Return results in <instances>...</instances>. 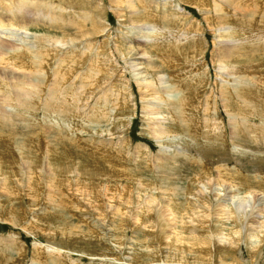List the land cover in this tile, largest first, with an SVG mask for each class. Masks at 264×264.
<instances>
[{"label": "rangeland", "instance_id": "obj_1", "mask_svg": "<svg viewBox=\"0 0 264 264\" xmlns=\"http://www.w3.org/2000/svg\"><path fill=\"white\" fill-rule=\"evenodd\" d=\"M202 1L208 4L209 12L185 5V0H0V36L4 38L0 52L18 53L22 59V55L25 56L27 66L22 67L21 62L18 64L21 68L15 69L13 60L0 66V98L5 102L0 101L4 112L0 122V155L16 162V167L13 166L17 170L16 176L11 178V187L16 192L10 194L11 197L2 188L4 175L0 172V264H218L222 254H226L223 262L251 264L247 249L256 235L248 237L244 232L238 248L233 250L223 249L216 239L228 234L230 220L226 219L229 214L226 211L237 207L239 198L250 199L246 203L249 212L260 213L259 205H264V0ZM142 3L145 4L142 6ZM49 8L59 16L57 21L50 19ZM143 10L155 26L163 25L162 14L172 12L177 16L172 20V29L164 34L165 39L160 38L161 46L155 53L146 51L153 48L151 44L158 36L147 38L139 26L143 20L131 17L143 15ZM153 13L157 20L152 17ZM91 15L95 18L93 23L89 22ZM78 18H83L84 24L69 26L70 20ZM237 20L253 26L248 28L244 24L246 27H240L239 31ZM142 26L144 32L151 31V25ZM228 27L236 28L227 31ZM92 30L94 39L87 45L85 41L92 39L88 38ZM184 30L192 34L191 37H185ZM224 30L227 33L222 37L220 31ZM80 35L88 39L76 38ZM50 37L76 41L66 46L56 43L58 48L50 47V53L48 44L44 49L46 64L38 72L34 59L35 55L39 56L41 44L38 46V41ZM137 39L147 42L143 61L152 63L153 58L158 67L156 56L170 63L184 60L179 46H187L184 49L188 52L184 53L194 59L195 65L185 63L180 71L173 63L170 70L175 71V79L177 73H181L187 75H180L184 76L183 83L191 88L192 84L198 86L196 106L199 100L204 106L208 101L209 122L203 105H199L194 119L198 127L196 133H186L180 128L183 123L173 118L167 99L173 98L174 93L168 91L169 96L164 99L162 89L155 85L158 93L141 97L139 86L154 83L153 80L136 81L137 76L125 67L120 56H116L119 52L115 51L116 44L125 49L131 40L140 46ZM172 44L173 48L176 46L174 51L179 49L178 53L166 52ZM108 48L115 54L111 62H115L119 73L125 71L114 76L110 86L121 83L130 91L125 96L130 105L127 113L121 114L115 102L109 104V94L106 95L110 93L106 92L109 86L92 87L89 93L82 88L90 75L92 58L106 57ZM78 52H82L81 58ZM63 61L72 63V76L56 88L54 81L64 80L60 65ZM6 90L10 92L9 100ZM67 91L76 94L80 101L74 105L76 99L66 97ZM223 95L228 97L226 106L221 101ZM23 98L28 99V105L33 104L32 109L18 106ZM71 101L73 109L68 106ZM97 104L100 109L103 107L101 113L107 117L103 115L99 119L88 112ZM125 117H132L128 127L124 125ZM25 140L38 157L36 168L31 171L17 153V143L24 145ZM14 155L17 158L12 159ZM95 167L102 169L103 175L92 174ZM6 169L4 165L3 171ZM113 173L116 176L111 175ZM48 174L49 181H46L43 177ZM27 175L32 181H38L33 182L38 186L31 192ZM16 177L21 182L24 179L23 187L17 186ZM227 186L240 192L225 195L226 191L221 189ZM191 207L194 210L210 208L212 215L208 218L200 213L199 218L192 216L194 221L183 217ZM219 218L222 223L216 221ZM254 221L258 224L253 222L249 226L258 230L264 215ZM223 223L226 225L222 226ZM220 225L225 229L217 233L216 226ZM177 233L186 238L208 239L209 243L192 247L190 251L196 253L185 256L183 250L176 249L178 242L172 239ZM256 264H264V244Z\"/></svg>", "mask_w": 264, "mask_h": 264}, {"label": "bare ground", "instance_id": "obj_2", "mask_svg": "<svg viewBox=\"0 0 264 264\" xmlns=\"http://www.w3.org/2000/svg\"><path fill=\"white\" fill-rule=\"evenodd\" d=\"M49 1H52V0H49ZM55 1H57V2H61V0H55ZM129 1V0H128ZM250 1V0H249ZM44 2V1H43ZM57 2H55L56 4H57ZM79 2V1H78ZM184 2V1H183ZM182 2V3H183ZM236 2V1H235ZM239 2V1H238ZM126 3H128V2H126ZM185 5H191V6H193V7H197L200 11H205V12H209V11H207V9H208V4L206 5V3L205 2H203L202 0H185ZM225 3V2H224ZM223 3V4H224ZM240 3V2H239ZM129 5H130V3H128ZM145 3H142V6L144 5ZM241 4V3H240ZM246 4V3H245ZM60 5H61V3H60ZM119 6V5H118ZM127 6V5H126ZM10 7V6H9ZM12 7V6H11ZM55 7V6H54ZM117 7V6H116ZM130 7V6H129ZM210 7V6H209ZM246 7V6H245ZM59 8H61V7H59ZM125 8V7H124ZM221 8V7H220ZM248 8V7H247ZM62 9H63V7H62ZM61 9V10H62ZM114 9H116V8H114ZM118 9V8H117ZM120 9V8H119ZM128 9V8H127ZM229 9V8H228ZM246 9V8H245ZM259 9V8H258ZM60 10V11H61ZM65 10V9H64ZM130 10H133L134 11V8L133 7H130ZM235 10V9H234ZM70 11V10H69ZM5 12V11H4ZM63 12H67V11H63ZM168 12V11H167ZM216 12H217V14H218V11H217V9H216ZM220 12V11H219ZM236 12V11H235ZM255 12V11H254ZM88 13V12H87ZM136 13V12H135ZM157 13H159V12H157ZM21 14V13H20ZM26 14V13H25ZM56 13H54V12H52V11H50V8H49V16L51 17H49L52 21L53 20H55L56 19V21H57V19H59V16L58 17H56V15H55ZM64 14V13H63ZM117 14V13H116ZM156 14V13H155ZM155 14L153 13V14H151L152 15V17L153 18H155L156 19V16H155ZM216 14V13H215ZM238 14V13H237ZM79 15V14H78ZM118 16H119V14H117ZM116 15V16H117ZM172 16V17H170V16ZM216 16V15H215ZM219 16V15H218ZM217 16V17H218ZM23 16H21L20 18H22ZM89 17V16H88ZM131 17H132V19L133 20H138V19H142L143 20V22L144 23H140L139 24V26L141 25V29H142V33H145V34H147V38H150V37H152L153 35L154 36H158L157 38H159V39H155V42H154V44H151V46H153V48L152 49H148V51H146V52H150V51H152V53H155V51L156 50H158L159 48H160V46H161V39L162 38H164V34H166V31H169V30H171L172 29V26H171V23H172V20L173 19H175L177 16L174 14V13H172V12H168V13H165V14H162V18H161V20H162V23H163V25L161 24L160 26H155L154 24H153V21L148 17V15L144 12V10H143V15L142 14H140V15H136L134 18H133V16L131 15ZM238 17V16H237ZM253 17V16H252ZM12 18V17H11ZM224 18V17H223ZM225 18H227L226 16H225ZM244 18V17H243ZM78 19H81V21L79 20V21H77ZM77 20H70V22H69V26H74V24H77V25H81L83 22H85L84 21V19L83 18H78ZM132 19L130 18V21H132ZM220 19H221V16H220ZM25 20V19H24ZM93 20H95V18H94V16H92L91 15V18H89V22L90 23H93L92 21ZM157 20V19H156ZM176 20V19H175ZM223 20V19H222ZM227 20V19H226ZM23 21V20H22ZM102 21V20H101ZM181 21V20H180ZM224 21V20H223ZM240 21L242 22V21H244L243 19L241 20L240 19ZM240 21H238L237 20V24H240L237 28L239 29V31L240 30H242V28H240V27H251V26H253L252 25V23L251 24H245L246 26H243L244 24H242ZM247 21V20H246ZM245 21V22H246ZM218 23H220V21H217ZM222 22V21H221ZM238 22H240V23H238ZM10 24V23H9ZM84 24V23H83ZM221 24V23H220ZM235 24H236V22H235ZM242 24V25H241ZM142 25H151L152 27L151 28H149V31L150 32H144L143 30L145 29V27L144 26H142ZM85 26H87V25H85ZM193 26H195L194 24H193ZM219 26V25H218ZM84 27V26H83ZM196 27V26H195ZM222 27V26H221ZM236 27H228L227 29V31H229V29L230 28H232V29H235ZM68 28V27H67ZM72 28V27H71ZM78 28H79V26H78ZM223 28V27H222ZM81 29H82V27H81ZM196 30H198L199 29V27H196L195 28ZM64 30H66V29H64ZM88 30H90V29H88ZM95 30V29H94ZM231 30V29H230ZM58 31V30H57ZM63 31V30H62ZM87 31V30H86ZM86 31H85V33H86ZM95 31H97V30H95ZM147 31V30H146ZM189 31V30H188ZM187 31V32H188ZM226 30H224V31H220V36H224L227 32H225ZM236 31V30H235ZM11 32V31H10ZM9 32V33H10ZM13 32V31H12ZM55 32V31H54ZM80 32V31H79ZM186 31L184 30V34H185V37H188L189 35H190V33L188 32L187 34L185 33ZM6 33V32H5ZM8 33V34H9ZM84 33V34H85ZM95 32L92 30V31H89L88 32V35H89V37L88 38H90L93 34H94ZM97 33V32H96ZM235 33H237V32H235ZM234 33V34H235ZM11 34V33H10ZM74 34H76V33H74ZM80 34V33H79ZM78 34V35H79ZM144 34V35H145ZM194 34V33H193ZM64 35V34H63ZM73 35V34H72ZM86 36H88L87 34H85ZM162 35V36H161ZM182 35V34H181ZM192 35V34H191ZM191 35L189 36V37H191ZM195 35V34H194ZM245 35V34H244ZM57 36V35H56ZM68 36H71V35H69L68 34ZM86 36H84V35H80L79 37L77 36L76 38H80V39H88V38H86ZM196 36V35H195ZM194 36V37H195ZM236 36H238V35H236ZM245 37V36H244ZM12 38V37H11ZM92 38V37H91ZM90 38V39H91ZM161 38V39H160ZM195 38H197V37H195ZM202 38V37H201ZM2 39H4V38H2L1 36H0V43H2L3 44V42L4 41H1ZM80 39H78L79 41H81ZM94 38H92L91 40H87V41H85V44H87V45H89V43H92ZM120 39V38H119ZM118 39V40H119ZM135 39V38H134ZM165 39V38H164ZM190 39V38H189ZM240 39V38H239ZM238 39V40H239ZM69 40L70 41H68L67 42V40L65 41V39H59V38H57V37H50L48 40L47 39H40L39 41H38V46H39V43L41 44V46L40 47H38V51H39V56H37V55H35L34 56V59H35V61H36V63L38 64L37 66L35 65V68H37L36 69V71H38L39 72V70L41 69V68H43L44 66H45V64H46V59H45V48L47 47V45L49 44V53H50V47H55V45H56V43H59L60 44V46H66L68 43H74L73 41L75 40V39H72V38H69ZM122 40V39H121ZM149 40V39H148ZM76 41V40H75ZM147 41V40H146ZM167 41H168V39H167ZM193 41V40H192ZM131 43H129V45L127 46V48H125V49H120L119 48V44H116V46H115V51H117V52H119L118 53V55H116V56H120V58L122 59V61H123V63L125 64V67H128V69L133 73V76L135 77V76H137L135 79H136V81H138V82H142V81H148V80H153V82L154 83H152V82H149V83H151V84H142V85H140L139 87H140V90H142V93H141V97L142 96H144V97H147V96H149V95H153L154 93H158V88H156V87H154L155 85L158 87V86H160V88L162 89H160L161 90V92H163V95H162V97L164 98H166V97H168L169 95H168V91H170V93L169 94H172V93H174L173 94V98H170V97H168V101L167 102H169V107H171L172 109H171V111H173V112H171L172 113V116H174L173 118L174 119H177V121L181 124V123H183V124H185V125H183L182 124V126L180 127L181 129H184V131L186 132V133H189V132H191L192 134H193V132L194 133H196L197 131H198V127L194 124V119H195V116L199 113L198 112V110H199V105L201 106V105H203V102L201 101V100H199V104H198V106H196L195 105V102L196 101H198L197 99L199 98V96H198V94L200 93V91L198 90V86L197 87H194L193 85L194 84H192V88L190 87V85H187V84H185V83H183L182 82V79L181 78H183L184 76H187V75H184V74H182V75H184L183 77H181L182 75H181V73H180V75L177 73V75H178V77L175 79L174 78V73H175V71L174 70H170V67H172L173 66V63H175V65L176 66H178L179 67V70L180 69H182L183 68V66H184V64L185 63H189L191 66H193V64H194V59L193 58H189L188 57V55H186V53H184V51L185 52H188V51H186L185 49H184V47L187 49V46H184L185 44H183V46H179V52H180V55L181 56H184L183 58H184V60H180V59H177L175 62H173V63H170V62H168L167 60H165L164 58L161 60V57H159V56H156L155 57V60L159 63V67L158 66H156V62H154V59L152 58V63H149L147 60L144 62L143 61V54H147L146 52H145V49H144V47H147L148 48V46H147V42H144V41H142L141 39L140 40H138L137 39V44H140L141 43V45L143 44L144 46H142V48L140 47V46H136V45H134V42H135V40H131L130 41ZM52 45H51V44ZM151 43V42H150ZM172 42H169V44H171ZM163 44V43H162ZM4 45V44H3ZM27 46V45H26ZM57 46V48H58V45H56ZM173 46H174V44H172V47H171V49H170V47H168V50L166 51V52H168V53H171V54H176V53H178L177 51L178 50H175L174 51V49L176 48V46L173 48ZM1 48V47H0ZM48 48V47H47ZM56 48V49H57ZM60 49V48H59ZM229 50V49H228ZM192 51H194L193 49H192ZM98 52V51H97ZM194 52H196V51H194ZM79 53V52H78ZM82 52H80L79 53V56H80V58H81V56H82V54H81ZM55 54H56V50H55ZM75 54V53H74ZM87 54V53H86ZM102 54V53H101ZM105 54H108L106 57L105 56H96V57H94V58H92V60H91V63H90V65H91V70L89 71L90 72V75L88 76V79H87V82L86 83H84V84H82V88H83V90H84V92L86 93V91H87V93H89L90 91H91V89H93L94 87H99V86H101L100 88H102L103 86L106 88L107 86H109L110 87V89H108V91H106V92H110V93H106V95L107 94H109L108 96H109V104L111 103H113V102H115V104H116V107L115 108H118V109H120L121 111H122V113L121 114H123V112H126L127 113V111H129L128 109H129V106L130 105H128L127 103H126V101H125V96H126V94H130V91H128V90H126L125 89V87H124V85H122L121 83H119V85L117 86V85H113L112 84V86H110L111 85V83H112V81L114 80L113 79V77L114 76H117V75H122V74H124L125 73V71H122L121 72V74L119 73V71H118V68H116L115 66H114V64H115V62H114V64L111 62V58L113 57V56H115V54L113 55V52H111V50H109V48H108V53L106 52ZM224 53H223V51H221V53H220V55H223ZM41 55V56H40ZM156 55V54H155ZM161 55V54H160ZM219 55V54H218ZM228 55H229V53H228ZM73 56V55H72ZM78 56V57H79ZM197 56V55H196ZM196 56H194V57H196ZM21 57V55L20 54H10L8 51L7 52H5V51H1L0 52V66L2 65V64H4L7 60H13V65H12V67H14L15 69H16V67L17 68H21L18 64L19 63H21L22 62V67H27L26 66V64H25V61L23 60L24 58H25V56H23L22 55V57H23V59L22 58H20ZM84 57V56H83ZM40 58V59H39ZM47 58V57H46ZM74 60V59H73ZM116 60V59H115ZM15 62H17V63H15ZM117 64V63H116ZM198 64V63H197ZM221 64V63H220ZM61 73H62V78H64V80L63 79H59L58 81H54V85H55V87L57 88L58 86H59V83L60 82H64L65 80H67L69 77H70V75L72 74V63L71 62H69V63H67V62H65V61H63L61 64ZM195 65V64H194ZM29 66V65H28ZM232 66V65H231ZM243 67V66H242ZM121 68V67H120ZM189 68V67H188ZM221 68V67H220ZM224 68H227V67H223V69ZM58 69H59V67H58ZM226 70V69H225ZM228 70V69H227ZM230 70V69H229ZM228 70V71H229ZM234 70V69H233ZM34 71V70H33ZM42 71V70H41ZM75 71V70H74ZM177 71V70H176ZM181 71V70H180ZM193 71V70H192ZM223 71V70H222ZM136 72V73H135ZM56 73V72H55ZM85 73V72H84ZM206 73V72H205ZM2 74V73H1ZM36 74V73H35ZM57 74H59V73H57ZM56 74V75H57ZM190 74V76H191V73H189ZM87 75V74H86ZM7 76V75H6ZM72 76V75H71ZM220 76H221V78H223V74L222 73H220ZM239 77V76H238ZM12 78V77H11ZM75 78V77H74ZM206 78V77H205ZM204 78V79H205ZM237 79V78H236ZM109 80V82L107 83V81ZM206 80V79H205ZM240 80V79H239ZM2 81V80H1ZM29 81V80H28ZM194 81V80H193ZM242 81V80H241ZM10 82H12V81H10ZM257 82V81H256ZM106 83H107V85H106ZM115 83V82H114ZM13 84H14V82H13ZM12 85V84H11ZM52 85V84H51ZM0 86H2V84L0 83ZM5 86V85H4ZM19 86V85H18ZM24 86V85H23ZM31 86V85H30ZM226 86V85H225ZM93 87V88H92ZM109 87H107V88H109ZM114 87V88H113ZM236 87V86H235ZM22 88V87H21ZM20 88V89H21ZM59 88V87H58ZM113 88V89H112ZM0 89H1V87H0ZM19 89V90H20ZM226 89V88H225ZM237 89V88H236ZM236 89H233L232 91H234V90H236ZM14 90V89H13ZM27 90V89H26ZM106 90V89H105ZM104 90V91H105ZM144 90V91H143ZM7 91V90H6ZM10 91V90H9ZM32 91V90H31ZM40 91H42V89L40 88ZM114 91H117L116 93H114ZM238 91V90H237ZM245 91V90H244ZM8 92V91H7ZM24 92H26V91H24ZM51 92V91H50ZM129 92V93H128ZM172 92V93H171ZM206 92V91H205ZM4 93V92H3ZM38 93H39V91H38ZM54 93H55V91H54ZM70 93V92H69ZM68 93V91L66 92V97H68L69 99H72V100H74L73 98H75L76 100H75V102H74V105H75V103H78L79 101H80V99L79 98H77L76 97V94L74 95V94H72V93H70V95H68L69 94ZM96 93V92H95ZM102 93V92H101ZM202 93V92H201ZM226 93V92H225ZM238 93V92H237ZM30 94H31V92H30ZM82 94V93H81ZM105 94V93H104ZM240 94V93H239ZM238 94V95H239ZM3 95V94H2ZM13 95H15V94H13ZM23 95V94H22ZM57 95L58 94H56L55 96H56V98H57ZM94 95H97V94H94ZM103 95V94H102ZM101 95V96H102ZM156 95V94H155ZM160 95V94H159ZM222 95V94H221ZM235 95H236V93H235ZM0 96H1V94H0ZM54 96V97H55ZM79 96V95H78ZM105 96V95H104ZM108 96H106V97H108ZM6 97H8V100H9V97H10V92H8L7 93V96ZM15 97V96H14ZM100 97V96H99ZM239 97V96H238ZM237 97V98H238ZM11 98H12V96H11ZM10 98V99H11ZM25 98V97H24ZM24 98H23V100H24ZM164 98V99H165ZM15 99V98H14ZM144 99V98H143ZM240 99V98H239ZM7 100V99H6ZM19 100V99H18ZM20 100L19 101V104H18V106L22 109V108H27L28 110L31 108V104L30 105H28V102L29 101H27V100ZM53 100V99H52ZM241 100V99H240ZM0 101L2 102V104H3V102H4V99L3 98H0ZM15 101V100H14ZM31 101V100H30ZM46 101V100H45ZM70 101V100H69ZM165 101V100H164ZM221 101L223 102L222 104H223V106H226V105H228V97H227V95H223V97L221 98ZM7 102H9V101H7ZM32 102V101H31ZM34 103H35V101H33ZM38 102H40V101H38ZM53 102V101H52ZM96 102V101H95ZM254 102V101H253ZM5 103V102H4ZM17 103H18V101H17ZM45 103V102H44ZM159 103V102H158ZM205 103V106L203 105V112H204V114L206 113V119L208 120V122H209V112H208V110H209V105H208V101H205L204 102ZM247 103H248V101H247ZM36 104H39V103H36ZM47 104H48V102H47ZM73 104V101H71V102H69L68 103V106H69V108L70 109H73L75 106H73L72 105ZM33 105V104H32ZM46 105V104H45ZM107 105V104H106ZM114 105V104H113ZM246 105V104H245ZM100 104H97V105H95L94 107L95 108H93L92 110H90V111H88V112H91V114H93V116H95V117H97V118H99V119H102L101 118V116H103L104 115V118L105 117H107V116H105V114H102L101 112V109L103 110V107H101V109H100ZM105 106V105H104ZM108 106V105H107ZM166 106V105H165ZM249 106V105H248ZM168 107V108H169ZM213 107V106H212ZM241 107V106H240ZM46 108V107H45ZM44 108V109H45ZM54 108H58V107H54ZM67 108V107H66ZM90 108V107H89ZM105 108V107H104ZM107 108V107H106ZM113 108V107H112ZM159 108V107H158ZM259 108H260V106H259ZM32 109V108H31ZM47 109V108H46ZM212 109V108H211ZM249 109V108H248ZM248 109H246V110H248ZM256 109V108H255ZM54 110H58L59 111V109H54ZM61 110V109H60ZM88 110V109H87ZM106 110V109H105ZM252 110V109H251ZM62 111V110H61ZM73 111V110H72ZM86 111V110H85ZM115 111V110H114ZM253 111V110H252ZM64 112V111H63ZM198 112V113H197ZM215 112V111H214ZM248 112V111H247ZM65 113H67V112H65ZM104 113V112H103ZM186 113H188V115H186ZM91 114L89 115V116H91ZM242 114H244V113H242ZM2 115H4V112H3V109H2V107H1V105H0V122H2V119L3 118H1V116ZM120 115V114H119ZM85 116V115H84ZM88 116V117H89ZM115 116H116V114H115ZM232 116V115H231ZM246 116V115H245ZM170 117V116H169ZM119 118H121V117H119ZM130 118H132V117H127V119H126V117L123 119L124 120V125L125 124H127V127L129 126V122L131 121V119ZM85 119H87V118H85ZM99 119L97 120V121H99ZM107 119V118H106ZM112 119V118H111ZM233 119V118H232ZM108 120H110V119H108ZM115 120V119H114ZM117 120V119H116ZM120 120V119H119ZM150 121H151V118H150ZM204 121H206V120H204ZM112 122V121H111ZM155 122V121H154ZM95 123V122H94ZM115 123H117V122H115ZM155 123H157V122H155ZM113 124V123H112ZM204 124V123H203ZM240 124V123H239ZM96 125H98V124H96ZM208 125V124H207ZM206 125V126H207ZM247 125V124H246ZM84 126V125H83ZM114 126V125H113ZM180 126V125H179ZM243 126V125H242ZM119 127V126H118ZM126 127V128H127ZM174 128H176L175 126H173ZM70 128V127H69ZM89 126H88V130H89ZM153 128V127H152ZM213 128V127H212ZM243 128V127H242ZM248 128V127H247ZM2 129V128H1ZM72 129V128H71ZM86 129V128H85ZM177 129V128H176ZM242 130V129H241ZM127 131V130H126ZM174 131V130H173ZM178 131H180V130H178ZM184 131H183V133H184ZM244 131V130H243ZM246 131V130H245ZM157 132H158V130H157ZM160 132V131H159ZM162 132V131H161ZM155 133H156V131H155ZM181 133V132H180ZM209 133V132H208ZM246 133V132H245ZM3 135V134H2ZM159 137H161L159 134H157ZM189 135V134H188ZM156 136V135H155ZM205 137H207L206 135H204ZM204 137V138H205ZM3 138H4V136H3ZM166 138V137H165ZM164 138V139H165ZM217 139V138H216ZM34 140V139H33ZM158 140H159V138H158ZM26 141L27 140H25V144L24 145H22V144H20L19 142L17 143V153H18V156H21V158H22V161H25V162H27L28 163V166H29V170L31 171L33 168H36V165H37V155H36V153H34V152H32V150L29 148V146L26 144ZM161 141V140H160ZM42 142V141H41ZM163 142V141H162ZM203 142V141H202ZM36 144V143H35ZM1 145V144H0ZM35 147V146H34ZM44 148V147H43ZM35 149V148H34ZM37 149V148H36ZM98 149V148H97ZM6 150V149H5ZM5 150H3V151H5ZM11 150V149H10ZM34 151V150H33ZM35 151H37V150H35ZM119 151V150H118ZM13 152V151H12ZM44 152V151H43ZM48 152V151H47ZM46 152V149H45V153H47ZM5 154H7V153H5ZM119 154V153H118ZM117 154V155H118ZM122 154V153H121ZM17 155V154H16ZM16 155H14V156H12V159H14V157H16L17 158V156ZM11 157V156H10ZM20 158V159H21ZM48 158H49V152H48ZM47 158V159H48ZM115 160V159H114ZM48 161V160H47ZM116 162H117V160H116ZM15 163L16 162H14L13 160H9V158L8 159H6V158H4L3 157V155H0V172H2V174L4 175V182H3V185H2V188L5 190V192L6 193H9L8 195H13V193L15 192L13 189H12V187H11V184L10 183H12L11 182V178L12 177H14V176H16V174H14V173H16V166H15ZM109 163H111L110 161H109ZM8 164L10 165L11 164V167H9L8 166ZM13 164H14V166H13ZM62 164V163H61ZM4 165H6V167H7V169H6V171H3V168H4ZM48 165H49V163H48ZM109 165V164H108ZM26 166V165H25ZM99 166V164L97 165V167ZM103 166V165H102ZM117 166V165H116ZM14 167V168H13ZM108 167H110L111 168V166H108ZM118 167V166H117ZM55 169H56V167H54ZM53 168V169H54ZM99 168V167H98ZM101 168V167H100ZM54 169V170H55ZM59 169V168H58ZM65 169V168H64ZM71 169V168H70ZM103 170H104V166H103V168H102ZM101 169V170H102ZM106 169V168H105ZM109 169V168H108ZM108 169H107V171H108ZM62 170V169H61ZM100 170V171H101ZM116 170H119L118 168L116 169ZM10 171V172H9ZM92 174H95V175H98V174H100V173H102V171L100 172L98 169H96V167L95 168H93L92 169ZM109 171L111 172V170L109 169ZM113 172V171H112ZM104 173V172H103ZM103 173L101 174V175H103ZM118 173V172H117ZM116 173V174H117ZM30 174V173H29ZM106 174V173H105ZM25 175V174H24ZM56 175V174H55ZM74 175V174H73ZM111 175H115L114 173L113 174H111ZM40 176V175H39ZM108 176V175H107ZM106 176V177H107ZM116 176V175H115ZM106 177H104V178H106ZM43 178H45L46 179V181L48 180L49 181V174L48 175H46L45 177H43ZM55 179V178H54ZM14 181V180H13ZM16 184H17V186L18 187H20V184H21V186H22V183H24L23 181H24V179L22 178V182H21V179H18L17 177H16ZM26 182H28V184H29V189H30V192L31 191H33L32 189H34L35 188V185L37 184H33V182H38L37 180H34V181H32V177H29L28 175H27V179H26ZM2 184V183H1ZM46 184V183H45ZM49 184V183H48ZM36 186H38V185H36ZM234 186V185H233ZM14 187V186H13ZM23 187V186H22ZM26 188V187H25ZM28 188V187H27ZM1 189V188H0ZM17 189V188H16ZM222 191H226V194L225 195H228V194H230V193H233V194H235V193H237V192H240V191H237V190H235V188H233L232 189V187H229V186H227L226 188H222L221 189ZM48 191V190H47ZM5 193V194H6ZM16 193V192H15ZM210 193V192H209ZM218 194H220V192L218 193ZM11 195H10V197H11ZM224 195V194H223ZM236 195V194H235ZM46 196V195H45ZM48 196V195H47ZM231 196V195H230ZM248 196V195H247ZM111 197V196H110ZM233 197H235L234 195H233ZM241 197V196H240ZM250 197V196H249ZM237 197H235V199H236ZM242 198V197H241ZM241 198H239L240 199V202H239V205L236 207V206H233V207H235V208H233V207H231L230 208V210L228 209V211H226V212H228L229 214H228V216H227V218L226 219H228V220H230V225H229V227L230 228H227L228 229V234H225V235H220L219 236V238L217 237V239H216V242L218 243V244H220L221 246H222V248L224 249V248H226V250L227 249H230V250H233V249H236V248H238V246H239V243H240V241L242 240V236L244 235L245 236V234L246 235H248V237H252V236H254V235H256V236H254L255 237V240L253 241V242H251L250 244H248V249H247V252L250 254V260H251V264H256V260L258 259V256L260 255V250H261V248H262V246H263V244H264V222L263 221H261L260 223H259V226H258V230H254V229H252V228H250V226H249V224H251V223H253V222H255V223H257V221H254L255 220V218H257V216H262V215H264V205H259L261 208H260V210L262 211V212H257V210H256V212H249L248 210H250V209H247V206L249 205V204H246V203H248L249 201L248 200H250V199H245L244 197H243V199H241ZM246 198H248V197H246ZM251 198V197H250ZM199 199V198H198ZM220 198H218V200H219ZM231 199V198H230ZM232 200V199H231ZM258 200V199H257ZM193 201V200H192ZM211 201V200H210ZM228 201H230V200H228ZM204 202H206V201H204ZM262 202V201H261ZM226 203V202H225ZM230 203V202H229ZM207 204V203H206ZM205 204V205H206ZM223 204V203H222ZM230 204H232V203H230ZM253 204V203H252ZM262 204V203H261ZM208 205V204H207ZM234 205V204H233ZM237 205V204H236ZM256 205V204H255ZM227 206V205H226ZM257 206V205H256ZM256 206H255V208H256ZM208 207H210V205H208ZM225 207V206H224ZM254 207V206H253ZM258 207V206H257ZM220 208H222V207H220ZM250 208V207H249ZM259 208V207H258ZM189 209V208H188ZM199 209H201V208H199ZM263 209V210H262ZM172 210H174V209H172ZM176 210V209H175ZM217 210V209H216ZM225 210V209H224ZM259 210V209H258ZM15 211V210H14ZM219 211V210H218ZM252 211V210H251ZM254 211V210H253ZM213 212H214V210H213ZM217 212V211H216ZM201 213V215L200 216H202V217H208V216H210V215H212V210H210V208H206V207H202V209L201 210H194V208L193 207H191L190 209H189V211L187 212H185L184 213V215H183V217H186L187 216V218H191V220H195L196 219V217L197 218H199L198 216H199V214ZM214 214V213H213ZM216 214H218V213H216ZM224 215V214H223ZM222 215V216H223ZM192 216H195V219H192ZM221 216V215H220ZM162 217V216H161ZM209 218V217H208ZM259 218V217H258ZM156 220H158L157 218H156ZM198 220V219H197ZM196 220V221H197ZM199 220H201V219H199ZM246 220H248V221H250L251 223H248ZM182 221V220H181ZM218 223H222V219H218V220H216ZM184 222V221H183ZM200 222H202V221H200ZM225 222V221H224ZM259 222V221H258ZM155 223V222H154ZM197 223V222H196ZM210 223V222H209ZM200 224V223H199ZM205 224H207V222L205 221ZM226 225V223H223L222 224V226L223 225ZM258 224V223H257ZM201 225V224H200ZM205 226V225H204ZM221 226V225H220ZM221 226V227H222ZM257 226V225H256ZM217 227L216 226V231H217V233H220V231H221V229L223 230V228L224 227ZM208 228H209V226H208ZM207 228V229H208ZM200 229V228H199ZM225 229V228H224ZM206 230V229H205ZM244 230V231H243ZM253 230H254V232H253ZM204 231V230H203ZM208 231H210V229L208 230ZM256 231V232H255ZM205 232V231H204ZM244 232H245V234H244ZM257 233V234H256ZM209 234V233H208ZM223 234V233H222ZM243 234V235H242ZM210 235V234H209ZM212 235V234H211ZM210 235V236H211ZM219 235V234H218ZM206 236V235H205ZM208 237V236H207ZM210 238V237H209ZM172 239H174V241L177 243V247H176V249L177 250H183V253L185 254V256H187L188 255V253H190V252H194V253H196L195 252V250L194 251H190L191 250V248L192 247H195V246H207L208 245V243H209V241H208V239H199V238H197V237H194V236H189V238L187 237H184V236H182V235H180V234H178L177 233V235L174 237L173 236V238ZM252 239V238H251ZM250 239V240H251ZM210 241H212L211 239H210ZM170 242V241H169ZM217 244V245H218ZM198 248H200V247H198ZM197 248V249H198ZM231 252V251H230ZM198 254V253H197ZM201 254V253H200ZM210 255V254H209ZM226 255V254H225ZM225 255L224 254H222V257H220L219 258V260H218V264H244V263H241V262H238V263H234V262H229V263H226V262H223V258H225ZM202 258V257H201ZM204 259V258H203ZM202 259V260H203ZM209 259H213L211 256H209ZM223 259V260H222ZM226 259V258H225ZM237 259H235L234 261H236ZM51 261V260H50ZM194 261V260H193ZM197 261V260H196ZM211 261V260H210ZM247 262V261H246ZM214 264V263H213Z\"/></svg>", "mask_w": 264, "mask_h": 264}]
</instances>
